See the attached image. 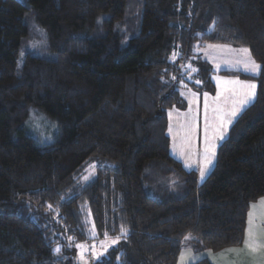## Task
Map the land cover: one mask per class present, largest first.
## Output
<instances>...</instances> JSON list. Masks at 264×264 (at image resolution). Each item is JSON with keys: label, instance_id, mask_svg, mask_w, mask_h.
<instances>
[{"label": "trees", "instance_id": "1", "mask_svg": "<svg viewBox=\"0 0 264 264\" xmlns=\"http://www.w3.org/2000/svg\"><path fill=\"white\" fill-rule=\"evenodd\" d=\"M207 44L262 68L198 180L170 153L168 111L181 87L213 91ZM30 111L55 126L49 143L27 133ZM262 197L264 0H0V264H175L187 234L193 250L239 246ZM89 241L105 248L81 263Z\"/></svg>", "mask_w": 264, "mask_h": 264}, {"label": "rangeland", "instance_id": "2", "mask_svg": "<svg viewBox=\"0 0 264 264\" xmlns=\"http://www.w3.org/2000/svg\"><path fill=\"white\" fill-rule=\"evenodd\" d=\"M41 44L42 40L39 36L32 37L22 43L21 51L23 53L27 50V48L32 51L36 50L40 48ZM242 48L245 47L226 44H207L200 48H197L200 55L208 60L212 70L218 71V73H212L217 77V79L216 77H213L214 89L212 92H197L187 87H181L180 93L185 101L184 108H171L168 111L167 133L170 138L169 150L175 157L180 159L183 166L188 169L194 168L197 171L196 177L198 180H202L200 175V167L203 166L204 158L206 114L207 122L209 123V125L218 126L220 124V113L214 112L213 109L219 107L223 110V113L226 114L234 106L232 98L228 97L226 93L231 92L230 90L235 89L237 90V96L240 98L242 94L247 91V89L242 87V84H235L232 82L239 81L242 83L256 84V81L252 76L256 75L257 73H251L245 69L242 63H237L238 60L245 56V53L239 51ZM251 60L253 59L251 58ZM222 64H224L223 67H226L227 69L248 73L249 77L222 74L220 73V70L222 69L219 68ZM186 79L194 80L192 79V77H189V74L186 76ZM218 93L220 94L219 98H217ZM205 94H207V101L209 105L207 110L205 109ZM225 123H227L226 120ZM228 128L229 126L227 124V130ZM169 129H171V131H169ZM227 130L224 132V137L227 133ZM26 131L36 144L44 145L52 141L55 135V126L42 114L36 111H30L28 123L26 124ZM221 131H223V129H221ZM208 135L210 138L212 137V127L209 128ZM220 141L221 140L217 138L212 141V143H219ZM95 163L96 161L94 160H88L84 164L78 176L79 183H84L93 176L96 166ZM212 165L209 166L205 176L210 171ZM89 225L90 230L92 231L93 224L91 218L89 221ZM187 236L189 235L187 234ZM187 236L182 241L183 245L181 244V253H179L178 255L180 258L177 257L178 260H176L177 263L175 264H189L190 259L191 261H194L201 258L200 254L204 250L210 251L209 249L193 250L190 245L186 244V240H188ZM104 248L105 241H97L95 243L89 241L86 246L79 249L80 252H82V255L79 257V261L81 263H85L90 255H99L100 253H102ZM185 248L191 249L192 253H190V251H187L189 253H184L185 250H188ZM86 251H89L90 254ZM182 253H184L183 259ZM210 261L212 264H217L214 258Z\"/></svg>", "mask_w": 264, "mask_h": 264}, {"label": "snow or ice", "instance_id": "3", "mask_svg": "<svg viewBox=\"0 0 264 264\" xmlns=\"http://www.w3.org/2000/svg\"><path fill=\"white\" fill-rule=\"evenodd\" d=\"M239 51L245 53V56L242 57L240 60H238L237 63H242L245 69L251 73H259L261 71L262 66L255 63L254 60H251L250 56L248 55L249 49L242 48ZM232 83L242 84V87L247 89V91H245L242 94L241 98L238 101H233L234 106L226 114H224L223 110L219 107L213 109L214 112L220 113V116H219L220 124L218 126H210L209 123L207 122V114H206L204 158H203V166L200 167L201 179L205 177V174L209 166L212 165L213 158L215 157V150H214L215 145L214 143H212V141H214L217 138L220 140L224 139V132L227 130V124H230L232 122V119L237 116V113L241 110V108L247 106L250 102H252L256 95L255 89L257 85L255 83H242L239 81H235ZM230 91L232 95H237V90L233 89ZM219 95L220 94L218 93L217 98H219ZM205 97H206L205 109L207 110L209 106L208 101H207V94H205ZM237 104L239 105L238 107L236 106ZM225 120L227 121V123H225ZM210 127L213 128V135L211 138L208 135ZM221 129H223V131H221ZM169 131H171V129H169ZM262 200H264V198H262ZM249 215L251 217V213ZM251 223L252 222L250 219L249 224L251 225ZM115 242L116 241H113V243ZM244 243H245V247L251 251H255L256 248L260 246V242L256 240L254 237L251 226L248 229ZM78 247L82 248L83 245H78ZM54 251L59 252V248L55 249ZM228 251L234 252V251H239V250L230 249ZM183 256H184V253H182V259H183ZM189 264H192L191 259L189 261Z\"/></svg>", "mask_w": 264, "mask_h": 264}, {"label": "crops", "instance_id": "4", "mask_svg": "<svg viewBox=\"0 0 264 264\" xmlns=\"http://www.w3.org/2000/svg\"><path fill=\"white\" fill-rule=\"evenodd\" d=\"M223 66H224V64H222L219 68H221L222 70L227 69L226 67H223ZM213 72L218 73V71H213ZM213 77H216V76L214 74H211L212 81H213ZM216 79H217V77H216ZM226 94L228 95V97L232 98V101H238L241 98V97L239 98L237 95H232L231 92H228ZM233 98H235V99H233ZM236 106L238 107L239 105L237 104ZM243 108H241V110ZM240 111L237 113V115L240 113ZM236 117H234L232 119V122L234 121V119ZM230 124H228V126H230ZM217 144H218V142L214 143V145H215L214 150L216 149ZM204 148H205V145H204ZM170 153L172 156H174L172 154V152H170ZM175 158H177V157H175ZM191 169L195 170L194 168H191ZM262 198H264V197H262ZM262 198H259L255 202L251 203L249 206V209H248L247 214H246V219H245L243 240L239 246L227 247V248H223L219 251L204 250L200 254L201 258L207 257L206 259L209 261L214 258V260L217 262V264H264V200H262ZM250 213H251V217L249 215ZM250 219L252 222L251 225L249 224ZM250 226L252 228L255 239L260 242V246L257 247L255 251H251L248 248H246L245 243H244L245 238H246V234H247ZM185 249H188V250H185L184 253H189L187 251H190V253H192L191 249H189V248H185ZM230 249H236L239 251L230 252V251H228ZM179 253H181V251H179ZM201 258H199V259H201ZM196 260H198V259H196ZM196 260H194V261H196ZM194 261H192V262H194Z\"/></svg>", "mask_w": 264, "mask_h": 264}]
</instances>
